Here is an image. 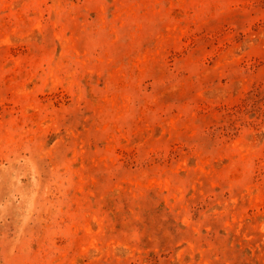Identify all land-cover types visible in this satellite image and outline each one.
<instances>
[{"label": "rangeland", "instance_id": "obj_1", "mask_svg": "<svg viewBox=\"0 0 264 264\" xmlns=\"http://www.w3.org/2000/svg\"><path fill=\"white\" fill-rule=\"evenodd\" d=\"M0 264H264V0H0Z\"/></svg>", "mask_w": 264, "mask_h": 264}]
</instances>
